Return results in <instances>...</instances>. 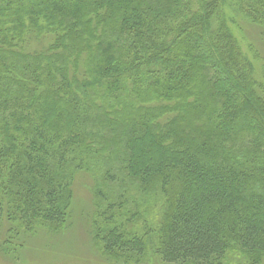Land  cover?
Returning a JSON list of instances; mask_svg holds the SVG:
<instances>
[{"label": "trees", "instance_id": "trees-1", "mask_svg": "<svg viewBox=\"0 0 264 264\" xmlns=\"http://www.w3.org/2000/svg\"><path fill=\"white\" fill-rule=\"evenodd\" d=\"M79 175L110 260L264 264V0H0L3 255L69 226Z\"/></svg>", "mask_w": 264, "mask_h": 264}, {"label": "rangeland", "instance_id": "rangeland-1", "mask_svg": "<svg viewBox=\"0 0 264 264\" xmlns=\"http://www.w3.org/2000/svg\"><path fill=\"white\" fill-rule=\"evenodd\" d=\"M233 25L245 54L254 62L255 51L262 54L255 30L242 19ZM263 56V55H262ZM259 63V69L261 70ZM92 181L88 176L79 175L74 186V205L69 226L59 234L50 235L39 230L24 246L19 255L6 257L0 252V264H123L110 260L103 254L89 234L87 215L92 211ZM14 256V257H13ZM155 264H161L155 261Z\"/></svg>", "mask_w": 264, "mask_h": 264}]
</instances>
